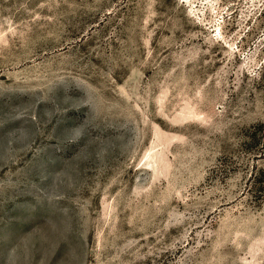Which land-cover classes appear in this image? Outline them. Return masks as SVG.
<instances>
[{
    "label": "rangeland",
    "instance_id": "obj_1",
    "mask_svg": "<svg viewBox=\"0 0 264 264\" xmlns=\"http://www.w3.org/2000/svg\"><path fill=\"white\" fill-rule=\"evenodd\" d=\"M0 264H264V0H0Z\"/></svg>",
    "mask_w": 264,
    "mask_h": 264
}]
</instances>
